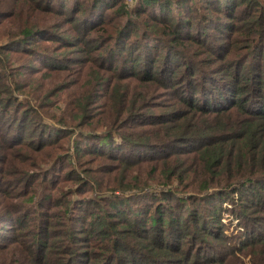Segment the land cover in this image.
Masks as SVG:
<instances>
[{
  "label": "trees",
  "instance_id": "trees-1",
  "mask_svg": "<svg viewBox=\"0 0 264 264\" xmlns=\"http://www.w3.org/2000/svg\"><path fill=\"white\" fill-rule=\"evenodd\" d=\"M0 35V264H264V0H0Z\"/></svg>",
  "mask_w": 264,
  "mask_h": 264
},
{
  "label": "rangeland",
  "instance_id": "rangeland-1",
  "mask_svg": "<svg viewBox=\"0 0 264 264\" xmlns=\"http://www.w3.org/2000/svg\"><path fill=\"white\" fill-rule=\"evenodd\" d=\"M201 2H204L205 0H200ZM201 5L203 3H200ZM201 10V9H200ZM202 11V10H201ZM215 15V14H213ZM2 38V35H0V39ZM38 63V62H37ZM49 120H52L53 119H49ZM156 190V189H154ZM223 206L224 207H227L229 206L227 202L223 203ZM222 216H223V220H226L225 224L227 225V231H228V234H230L232 236V240H231V243L233 245H239V243L245 238L244 235H242L243 232H247V230L245 228H242L241 227V224L236 226L237 224H239L240 222H237V220H234L235 217H233L232 219L230 218H227L226 216L228 215V213H226L225 211H223L222 213ZM243 223L245 224V221H243ZM3 222L0 220V233L4 232L5 229L2 227L3 226ZM9 224V223H7ZM259 230H261L260 232H264V224H261L260 225V228ZM261 234V233H260ZM264 234V233H263ZM232 247H236V246H232ZM239 258L241 259V262H238V263H235V264H251V254H247V255H244L240 252L237 253Z\"/></svg>",
  "mask_w": 264,
  "mask_h": 264
},
{
  "label": "built area",
  "instance_id": "built-area-1",
  "mask_svg": "<svg viewBox=\"0 0 264 264\" xmlns=\"http://www.w3.org/2000/svg\"><path fill=\"white\" fill-rule=\"evenodd\" d=\"M226 217H227V218L230 217V218L232 219L234 216H233L232 214H228ZM230 218H229V219H230ZM234 220H237V222H239V219H238V218H235ZM224 221L226 222V220H224ZM238 225H239V224H237L236 226H238ZM241 227H242V226H241ZM242 228H243V227H242ZM226 231H227V230H226ZM227 233H228V231H227Z\"/></svg>",
  "mask_w": 264,
  "mask_h": 264
}]
</instances>
